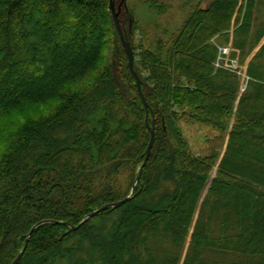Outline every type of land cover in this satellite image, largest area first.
Listing matches in <instances>:
<instances>
[{"label": "trees", "instance_id": "obj_1", "mask_svg": "<svg viewBox=\"0 0 264 264\" xmlns=\"http://www.w3.org/2000/svg\"><path fill=\"white\" fill-rule=\"evenodd\" d=\"M116 6L149 115L110 0H0V264L37 223L78 225L126 198L138 173L131 201L63 239L67 225H41L19 264H264V0H210L147 42ZM222 44L246 67L244 91L215 67ZM184 122L225 149L195 153Z\"/></svg>", "mask_w": 264, "mask_h": 264}, {"label": "rangeland", "instance_id": "obj_2", "mask_svg": "<svg viewBox=\"0 0 264 264\" xmlns=\"http://www.w3.org/2000/svg\"><path fill=\"white\" fill-rule=\"evenodd\" d=\"M126 1L128 2V6L135 10V17L142 25L141 28L146 30L145 32H147L146 34L147 35L146 42H147L148 39H155L156 37L159 36L163 38H169V36H171L172 34L178 31V29L183 24V21L185 20L186 16L193 8H195L199 4H201L202 6H206L210 0H158L159 2L167 6L166 10L162 12V14L150 7V0H126ZM116 8L117 11L119 12V18H120V14L122 12L121 8L117 6ZM120 21L122 24L121 19ZM124 33L127 36L126 32ZM135 39L138 42L140 41L141 32H136ZM128 41L130 42L129 39ZM263 43H264V39L261 45ZM222 46H224V44L219 46V48ZM259 47L252 54H255V52L259 49ZM238 62L240 67L243 69V71H246V67L241 65L239 60ZM232 72L238 74L235 71ZM243 81L244 78L243 76H241V82ZM182 125H183L184 134L186 138L189 140L191 144V148L195 153L200 155H206L211 153L214 148L220 149L221 146H222L221 150L225 149L226 142L223 143V140L219 141L215 139L216 136L219 135L220 133H218V131H216L212 127L200 125V124H194V123H186V122L182 123Z\"/></svg>", "mask_w": 264, "mask_h": 264}, {"label": "water", "instance_id": "obj_3", "mask_svg": "<svg viewBox=\"0 0 264 264\" xmlns=\"http://www.w3.org/2000/svg\"><path fill=\"white\" fill-rule=\"evenodd\" d=\"M110 8L112 10L113 18L115 20V23H116V26H117L118 33L120 35L122 44L124 45V47L126 49V52H127V55H128V59H129L128 60V67H129L132 75L135 77V79L137 81V87H138L139 94H140L141 98L144 101L145 107L147 109V115H149V103L147 102L145 94H144L143 89H142V80H141L138 72L135 69L134 50L132 48L131 43L128 41V39H127V37H126V35L124 33V29L122 27V24H121V21H120V18H119V12L117 11V8H116L115 0H110ZM149 128H150V131H151V139H150L149 145L147 147L146 157H145V160L143 162V165H142L141 169L147 164V162H148V160L150 158V155L152 153L153 146H154L155 141H156V130H155L154 124L149 125ZM140 179H141V174L138 173V175L136 177V181H135L134 186H133V189H132L131 193L126 198H124L122 200H118V201L112 202V203H108V204L102 206L101 208L91 212L85 218H83V220L78 225H73L70 222L55 221V220H44V221H41V222L37 223L31 229V231L29 232L24 248L21 250V252L15 258V260L12 262V264H19V262L21 261L23 255H24V253H25V251H26V249L28 247V244H29V241H30V238H31L33 232L38 227H40L41 225L47 224V223L65 224V225H67L69 227L68 230L66 232H64L61 235V237H60L61 239H63L66 235H68L71 232H74V231L78 230L81 226L86 224L90 219L94 218L98 214H100V213H102V212H104V211H106L108 209H112V210L118 209L122 205H124V204L128 203L129 201H131L133 199V197H134L135 187H136L137 183L140 182ZM211 182H212V180H211Z\"/></svg>", "mask_w": 264, "mask_h": 264}, {"label": "built area", "instance_id": "obj_4", "mask_svg": "<svg viewBox=\"0 0 264 264\" xmlns=\"http://www.w3.org/2000/svg\"><path fill=\"white\" fill-rule=\"evenodd\" d=\"M232 48L230 46H222L219 48V55L215 62L217 68H227L237 72L247 81L248 76L245 71L240 67L238 59L231 57ZM246 84L244 85L245 89Z\"/></svg>", "mask_w": 264, "mask_h": 264}, {"label": "snow or ice", "instance_id": "obj_5", "mask_svg": "<svg viewBox=\"0 0 264 264\" xmlns=\"http://www.w3.org/2000/svg\"><path fill=\"white\" fill-rule=\"evenodd\" d=\"M3 124H4V109H0V138L3 137Z\"/></svg>", "mask_w": 264, "mask_h": 264}]
</instances>
